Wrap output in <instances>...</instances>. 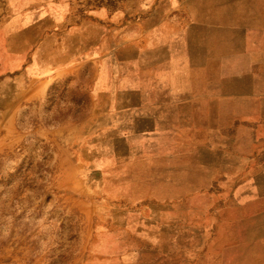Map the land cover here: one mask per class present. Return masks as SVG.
Here are the masks:
<instances>
[{
    "label": "rangeland",
    "instance_id": "374dc122",
    "mask_svg": "<svg viewBox=\"0 0 264 264\" xmlns=\"http://www.w3.org/2000/svg\"><path fill=\"white\" fill-rule=\"evenodd\" d=\"M70 5L0 0L56 71L0 124V264H264V0Z\"/></svg>",
    "mask_w": 264,
    "mask_h": 264
},
{
    "label": "crops",
    "instance_id": "0c3cea01",
    "mask_svg": "<svg viewBox=\"0 0 264 264\" xmlns=\"http://www.w3.org/2000/svg\"><path fill=\"white\" fill-rule=\"evenodd\" d=\"M45 1L49 3V6L46 7L49 14L45 16V19L49 17L53 20L57 19V26L65 23L68 17L67 13L74 9L72 5L69 6L71 0ZM47 22L52 23L50 20H45L43 24H47ZM60 22L62 24H58ZM37 23L39 24L40 21ZM37 23H29L27 26L33 27ZM41 41H29L24 38L19 45H15L13 40L0 37V124L15 122L20 107L42 97L48 80L41 76H54L56 73V71H47V62H44L46 58L42 56L43 50L45 51L43 46L46 39H43V45H40ZM40 48H42V52L39 51ZM179 92H185V89L182 88ZM188 94L194 95L193 93ZM197 97L195 95L191 99Z\"/></svg>",
    "mask_w": 264,
    "mask_h": 264
}]
</instances>
